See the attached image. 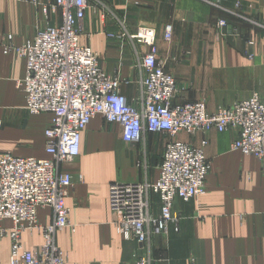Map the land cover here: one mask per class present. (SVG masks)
Here are the masks:
<instances>
[{
	"label": "crops",
	"instance_id": "obj_1",
	"mask_svg": "<svg viewBox=\"0 0 264 264\" xmlns=\"http://www.w3.org/2000/svg\"><path fill=\"white\" fill-rule=\"evenodd\" d=\"M88 1L81 42L98 53L108 73L127 80L122 91L138 107L145 71L140 44L130 35L141 23L157 30L159 57L178 81L176 102L204 99L214 111L255 91L264 97V0ZM220 19L229 25L224 34L217 26ZM58 23V13L47 17L29 0H0V151L51 157L45 135L51 114L29 112L26 93L17 85L26 76L27 60L15 51L7 53L4 44L11 36L21 46L40 29ZM167 24L174 30L170 41L163 38ZM236 137L235 130L177 136L195 145L208 139L207 190L187 202L177 198L173 211L181 217L179 229L171 225L168 233L140 247L115 227L110 189L116 181H157L171 138L145 132L131 144L123 139L119 123L102 115L93 118L83 132L79 157L61 164L62 171L83 177L66 199L72 228L55 234L67 264H137L145 255L150 264H264V161L233 150ZM150 202L151 214L159 215V195L151 193ZM37 215L43 224L53 221L49 207H39ZM12 225L10 219L2 221L5 228ZM21 239L27 249L43 242L37 231L25 232ZM10 258V239L0 237V264H10Z\"/></svg>",
	"mask_w": 264,
	"mask_h": 264
},
{
	"label": "built area",
	"instance_id": "obj_2",
	"mask_svg": "<svg viewBox=\"0 0 264 264\" xmlns=\"http://www.w3.org/2000/svg\"><path fill=\"white\" fill-rule=\"evenodd\" d=\"M29 1L41 6L47 17L58 13L60 23L40 29L32 41L21 46L9 40L4 47L7 53L15 51L27 60L26 76L17 85L26 93L29 112L51 114L45 129L46 151L51 157H18L0 151V237L10 239V264H67L55 234L72 228L66 199L83 177L62 171L61 164L79 157L83 132L97 115L119 123L123 139L131 144L140 142L145 132L171 138L157 181H116L110 189L115 227L124 239L134 240L140 247L148 246L153 236L168 233L171 225L179 229L181 217L173 211L177 198L187 202L207 190L211 164L205 148L209 141L203 138L195 145L177 139L180 133L195 136L211 130H235L232 149L264 161V99L257 91L214 111L204 100L176 102L178 83L159 57L157 30L141 23L130 35L140 44V65L145 71L138 107L122 91L127 80L108 73L98 53L81 42L88 0ZM218 27L224 34L227 20L220 19ZM231 31L236 33L234 28ZM173 35V25L167 24L163 38L170 41ZM151 193L159 195V215L151 214ZM39 207L52 209L51 223L40 222ZM5 219L12 221L11 228L2 226ZM35 231L41 233L42 244L25 248L22 235ZM150 261L149 255L140 256L137 264Z\"/></svg>",
	"mask_w": 264,
	"mask_h": 264
},
{
	"label": "rangeland",
	"instance_id": "obj_3",
	"mask_svg": "<svg viewBox=\"0 0 264 264\" xmlns=\"http://www.w3.org/2000/svg\"><path fill=\"white\" fill-rule=\"evenodd\" d=\"M219 21L220 20H218V22H217V25L219 26ZM219 28V27H218ZM234 35H235V33H233ZM236 36V35H235ZM10 40V39H9ZM8 40V41H9ZM135 41H137L136 39H135ZM137 43H138V41H137ZM250 44H252V43H250ZM174 77H175V79H176V81H177V78H176V76L174 75ZM177 83H178V81H177ZM260 95H261V97L264 99V97H263V95L260 93V92H258ZM199 100H204V99H199ZM191 101H197V100H190V101H186V102H191ZM205 101V100H204ZM233 103V102H232ZM232 103H230V104H232ZM230 104H223V105H230ZM188 134V133H187ZM180 135H182V133H180ZM186 135V134H185ZM188 135H190V134H188ZM185 138H187V136L185 137ZM183 140H185V141H187V139H183Z\"/></svg>",
	"mask_w": 264,
	"mask_h": 264
}]
</instances>
